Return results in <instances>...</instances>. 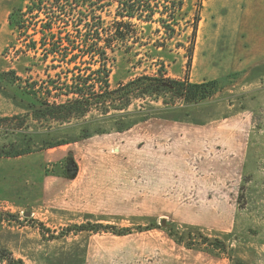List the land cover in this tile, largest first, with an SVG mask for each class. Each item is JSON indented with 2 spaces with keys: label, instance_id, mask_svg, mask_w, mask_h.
Here are the masks:
<instances>
[{
  "label": "rangeland",
  "instance_id": "rangeland-1",
  "mask_svg": "<svg viewBox=\"0 0 264 264\" xmlns=\"http://www.w3.org/2000/svg\"><path fill=\"white\" fill-rule=\"evenodd\" d=\"M85 1L83 8H93L105 23L112 21L114 5ZM72 4L73 0H0V118L26 115L40 107L38 98L46 99L45 89L58 79L60 71L65 73L58 67V59H43L40 50L37 54L22 52L29 43L39 41L40 35L33 30L47 21L45 12L68 10ZM148 4L155 12L164 13V23L157 20L158 13L152 22L132 21L142 33L134 45L127 43L132 46L129 52H116L114 61L108 63L112 88L141 74L159 73L191 83L214 82L215 86L208 88L207 99L200 104L178 101L176 108L165 110L160 102L132 99L126 111H111L112 117L98 119L93 112L70 125L28 118L21 128H7L0 122V250L15 260L23 264H159L173 253L184 259L183 264L190 260H199V264H264V0H148ZM171 12L174 20L167 18ZM12 14L16 20L21 17L22 29L9 24ZM196 16L189 58L187 48ZM60 18L57 26L68 33L72 19L64 14ZM162 27L174 30L171 39L165 40ZM59 37L66 36L62 33ZM156 42H164V46L155 47ZM156 118L193 120L204 124L203 131L243 121L237 126L248 135V144L242 175L230 192L232 222L222 218L210 227L198 228L186 220L188 215L173 221L174 214L162 215L157 213L161 208L154 206L148 208V215L107 219L61 212L48 197L42 198L45 176L72 177L78 168L80 172L93 170L96 164L92 162L100 153L112 154L120 144L133 142L126 130ZM135 140L139 148L145 145L143 137ZM53 144L61 145L48 147ZM19 150L29 153L6 157ZM59 150L68 157L57 158ZM224 210L221 208L222 213ZM161 217L166 221L162 226ZM147 225L156 229L143 231ZM86 250L92 257L90 263L86 262ZM0 264L5 263L0 259Z\"/></svg>",
  "mask_w": 264,
  "mask_h": 264
},
{
  "label": "crops",
  "instance_id": "crops-1",
  "mask_svg": "<svg viewBox=\"0 0 264 264\" xmlns=\"http://www.w3.org/2000/svg\"><path fill=\"white\" fill-rule=\"evenodd\" d=\"M234 122H237L235 126L203 131L204 124L193 120L147 119L135 125L139 127L126 130L133 142L120 144L112 154L100 153L92 162L96 164L93 170L80 172L78 168L72 177L70 174L45 176L42 198L48 197L52 206L61 212L99 215L107 219L133 218L138 213L148 215V208L154 206L161 208L157 213L174 214L176 218L170 216L173 221L188 215L186 220L198 228L210 227L222 218L224 222H232L230 192L233 183L242 175L248 144V135L242 134L243 127L237 126L243 121L230 123ZM180 126L183 130H172ZM210 130L213 132L209 133ZM138 136L143 137L145 145L142 148L136 143ZM59 151L57 158L68 157L64 150ZM210 193L215 197H209ZM221 208H225L224 213ZM107 219L98 222L111 221ZM159 219L160 226L166 224L162 217ZM151 229L156 227L148 228L147 225L142 230ZM171 254L173 256L163 257L159 264H183L184 259ZM87 255L86 262L90 263L92 257L88 252ZM190 261L189 264L200 262Z\"/></svg>",
  "mask_w": 264,
  "mask_h": 264
},
{
  "label": "trees",
  "instance_id": "trees-1",
  "mask_svg": "<svg viewBox=\"0 0 264 264\" xmlns=\"http://www.w3.org/2000/svg\"><path fill=\"white\" fill-rule=\"evenodd\" d=\"M102 1H106L105 7L115 6L110 23H105L101 14L93 10L92 5L91 10L83 8L86 6L85 0H73L68 10L51 9L45 12L47 21L41 24L39 30H33V34L40 35L39 41L29 43L22 53L37 54L36 51L40 50L43 59L50 56L58 59V67L65 73L60 71L57 74L58 79L51 81V85L45 89L46 99L38 98L40 107L34 108L26 115L0 118V122L6 123L7 128H21L28 118L36 122L53 121L59 126L70 125L72 120L83 119L93 112L98 119H104L113 116L110 114L111 111H126L132 99L148 98L160 102L163 108L176 107L178 101L191 105L200 104L207 99L208 88L215 86L214 82L191 83L186 78L176 80L166 77L164 73L154 76L141 74L112 88L109 82L111 68L108 63L110 60L114 61L116 52L122 50L129 52L132 46H128L127 43L134 45L139 33H142L132 21L152 22L155 14L158 13L160 18L157 20L164 23L162 20L164 13L155 12L149 6L148 0ZM26 9L29 11L30 7ZM61 14L72 19L73 25L68 33L63 27L57 26L62 20ZM16 15H19V12ZM167 18L174 20V13L167 14ZM197 21L196 16L195 24L192 26L191 43L187 48L189 58L192 56ZM20 23L21 17L19 20L15 19V14L9 17L11 26L22 29ZM162 28L165 40L171 39L174 30L169 27ZM156 32L160 31L156 30ZM62 33L64 37L66 36L63 39L59 37ZM62 41H66V44ZM154 46L163 47L164 42H156ZM62 73L65 75L63 81ZM49 97L52 101L48 100ZM17 122L18 124H14ZM60 145L53 144L48 147L54 148ZM26 153L29 152L19 150L11 154L7 153L6 157H18ZM100 228L104 229L102 226ZM105 229H111L115 233L113 228L105 227ZM0 259L5 264H23L5 250H0Z\"/></svg>",
  "mask_w": 264,
  "mask_h": 264
}]
</instances>
